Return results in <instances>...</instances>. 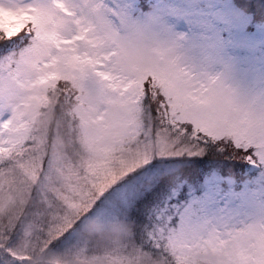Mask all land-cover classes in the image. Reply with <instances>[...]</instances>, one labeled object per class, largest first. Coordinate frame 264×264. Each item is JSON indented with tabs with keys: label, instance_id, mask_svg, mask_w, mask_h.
Wrapping results in <instances>:
<instances>
[{
	"label": "snow or ice",
	"instance_id": "1",
	"mask_svg": "<svg viewBox=\"0 0 264 264\" xmlns=\"http://www.w3.org/2000/svg\"><path fill=\"white\" fill-rule=\"evenodd\" d=\"M134 0H0V264L52 251L78 264H264V207L222 227L145 224L159 186L149 155L207 154L264 170V98L197 78L177 58L119 67L144 28ZM142 50L145 44L139 45ZM132 223L119 243L82 239L90 221Z\"/></svg>",
	"mask_w": 264,
	"mask_h": 264
},
{
	"label": "rangeland",
	"instance_id": "2",
	"mask_svg": "<svg viewBox=\"0 0 264 264\" xmlns=\"http://www.w3.org/2000/svg\"><path fill=\"white\" fill-rule=\"evenodd\" d=\"M135 4V20L149 39L170 48L187 72L197 78H216L238 95L264 98V22H254L255 16L264 17V0H155L147 10ZM207 156L149 155L143 167L157 165L153 174L159 186L142 206L141 219L157 216L156 222L166 224L185 219L222 227L264 207V177L237 191L223 190L229 179L220 177L214 166L198 180L199 193L189 185L186 199L173 204L171 197L177 196L178 187L187 185L184 178L205 170L199 165L211 163L204 159ZM217 163L225 167L224 162Z\"/></svg>",
	"mask_w": 264,
	"mask_h": 264
},
{
	"label": "clouds",
	"instance_id": "3",
	"mask_svg": "<svg viewBox=\"0 0 264 264\" xmlns=\"http://www.w3.org/2000/svg\"><path fill=\"white\" fill-rule=\"evenodd\" d=\"M134 39L136 44L119 51L117 57L119 67H131L133 61L140 64H148L161 53L165 60L176 58L175 53L170 48L155 39H149L146 31L137 33ZM141 42L145 44L142 50L138 46ZM249 115L254 122L259 121L264 118V108H258L250 112ZM132 227L131 222L124 220L106 225L90 221L82 227L80 236L87 243L102 249L113 246L125 239L128 233L132 231ZM223 259L222 255L211 251L205 253L193 250L189 253V264H222ZM35 264H78V262L74 258L54 250L35 261ZM146 264H158V262H146Z\"/></svg>",
	"mask_w": 264,
	"mask_h": 264
},
{
	"label": "trees",
	"instance_id": "4",
	"mask_svg": "<svg viewBox=\"0 0 264 264\" xmlns=\"http://www.w3.org/2000/svg\"><path fill=\"white\" fill-rule=\"evenodd\" d=\"M205 160L211 162V163H208L206 164L205 166L203 165H199V168H206V169H209V168H212L213 166L216 167L220 173L224 174V171H229V172H234V171H237V167H240V164H243L245 162V160L243 159H228L227 163L225 164V167L222 165V164H218V162H222V158H218V157H215V156H207L204 158ZM203 160H198L197 163L201 164L200 162H202ZM204 162V161H203ZM215 165H213V164ZM209 165V166H208ZM192 174V173H191ZM191 174H189L188 176H191ZM197 172L193 173V175H196ZM142 221L143 223L145 224H150L152 223L148 218L147 216L145 215H142Z\"/></svg>",
	"mask_w": 264,
	"mask_h": 264
}]
</instances>
